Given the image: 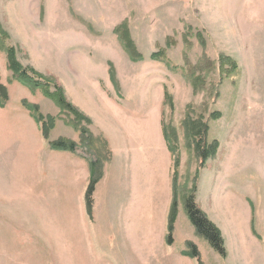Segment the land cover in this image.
Here are the masks:
<instances>
[{"label": "rangeland", "instance_id": "1", "mask_svg": "<svg viewBox=\"0 0 264 264\" xmlns=\"http://www.w3.org/2000/svg\"><path fill=\"white\" fill-rule=\"evenodd\" d=\"M0 264H264V0H0Z\"/></svg>", "mask_w": 264, "mask_h": 264}, {"label": "trees", "instance_id": "2", "mask_svg": "<svg viewBox=\"0 0 264 264\" xmlns=\"http://www.w3.org/2000/svg\"><path fill=\"white\" fill-rule=\"evenodd\" d=\"M127 50H129V45L125 44L124 46ZM7 63L8 67L13 73L14 77L20 80L23 83L32 84L34 88H44L47 87V82H42L40 80L38 82V78H35L34 76L27 75V73L24 70H21L18 66V63L15 59L14 52L13 50H8V55H7ZM34 78V79H33ZM49 85V84H48ZM52 94V93H51ZM54 97L56 99V102L59 104V107H61L62 110H67L74 115H76V112L74 108L68 104L61 95V92H56L54 94ZM40 119V117H39ZM80 119L83 120V118L80 117ZM41 120V119H40ZM46 130V128H45ZM44 128H43V135H44ZM45 136V135H44ZM52 149L55 150H60V151H68V152H73V144L72 143H67L64 141H58L50 144ZM208 147L204 148L201 152V165L205 163V161L208 159L210 153L207 152ZM208 153V154H207ZM95 174V170L93 172ZM94 185V179L91 181L89 188L87 190V193L92 192V187ZM175 200V199H174ZM172 202L171 209H170V220L168 222V235L166 238V241L169 245H171V232H172V218L175 214V208H176V200ZM88 204L90 206V202L87 203V211L90 214V210L88 207ZM184 209L186 210V215L191 222L196 234L203 238L207 244L210 245V247L221 257H225L226 251L224 248V243L221 238V234L219 230L202 214V212L197 208L194 200L193 194H190L187 196L184 200ZM190 256L192 258H195L198 260V254L195 250V248H191L189 252Z\"/></svg>", "mask_w": 264, "mask_h": 264}, {"label": "crops", "instance_id": "3", "mask_svg": "<svg viewBox=\"0 0 264 264\" xmlns=\"http://www.w3.org/2000/svg\"><path fill=\"white\" fill-rule=\"evenodd\" d=\"M161 138H163V137H161ZM163 141H164V139H163ZM165 148H166V152L169 153L168 150H167V147H165ZM169 156H170V155H169ZM170 165H171V162H170V159H169L168 167H170ZM108 177H109V175H108L107 177H105V180H107ZM167 178H168V179H167L168 185H167V196H166V201H167V203H168V202H170V189H169V177H168V175H167ZM105 180H104V181H105ZM104 181H103V182H104ZM105 204H106V202L104 201V205H105ZM183 205H184V204H183ZM168 209H169V208H168ZM107 225L110 226L111 228H114V226H115L114 223H112V222H108ZM98 226H99V225H98ZM98 226H97L96 228H98ZM110 232H111V230H110ZM108 236H109V234H108ZM117 237H118V234H117ZM117 237H116V239L113 240V246H111L110 248H114L115 243H116V240H117ZM106 241H107V240H106ZM115 248H118V247L115 246ZM120 248H122V246H121ZM123 248H125V246H124Z\"/></svg>", "mask_w": 264, "mask_h": 264}]
</instances>
